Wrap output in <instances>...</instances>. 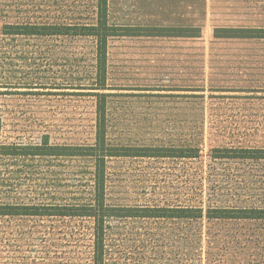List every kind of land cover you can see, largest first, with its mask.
<instances>
[{
	"label": "rangeland",
	"instance_id": "rangeland-1",
	"mask_svg": "<svg viewBox=\"0 0 264 264\" xmlns=\"http://www.w3.org/2000/svg\"><path fill=\"white\" fill-rule=\"evenodd\" d=\"M95 5L0 0V29L93 22ZM109 22L201 29V37L111 38L105 90L111 146L199 147L201 157H109L107 205L264 207V165L211 158L213 148L264 147V38L214 36L264 28V0H109ZM15 45L0 55V205L89 203L93 159L5 153L47 138L95 142L96 97L84 89L95 40L17 37ZM94 226L89 217L0 215V264H93ZM105 230L106 264H264V220L109 217Z\"/></svg>",
	"mask_w": 264,
	"mask_h": 264
},
{
	"label": "trees",
	"instance_id": "trees-1",
	"mask_svg": "<svg viewBox=\"0 0 264 264\" xmlns=\"http://www.w3.org/2000/svg\"><path fill=\"white\" fill-rule=\"evenodd\" d=\"M93 22H25L3 23L0 29V55L14 45L17 37L65 36L90 37L95 40L92 84L84 88L96 97L95 142L89 145L43 143L18 144L19 153L5 155L88 157L94 161L93 191L89 203L65 205H0V215L7 216H60L89 217L94 220L93 264H106L105 223L109 217H164L199 219L264 220V207L212 208L202 207H113L106 203L107 159L109 157L140 156L154 158L200 159L199 147H116L107 141V68L109 40L116 36H173L201 37L199 27L184 26H117L109 22V0H96ZM216 38H264V28H216ZM0 87L5 83L0 82ZM2 129V127H1ZM5 147V146H3ZM10 148V146H8ZM211 158L217 160H240L264 165V147H218L212 149ZM213 165V164H212ZM215 168V167H214Z\"/></svg>",
	"mask_w": 264,
	"mask_h": 264
}]
</instances>
